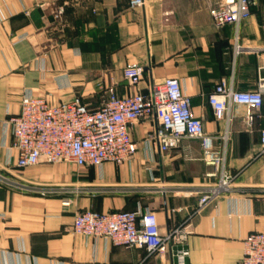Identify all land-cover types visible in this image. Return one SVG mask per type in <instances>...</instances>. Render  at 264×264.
<instances>
[{
  "label": "crops",
  "instance_id": "0c3cea01",
  "mask_svg": "<svg viewBox=\"0 0 264 264\" xmlns=\"http://www.w3.org/2000/svg\"><path fill=\"white\" fill-rule=\"evenodd\" d=\"M223 1L144 0L130 8L129 0H0V174L62 188L42 196L0 185V264H177L181 250L188 252L186 264H240L245 237L264 230V99L247 126L245 106H232L217 121L207 97L221 80L246 92L264 77V0H256L237 25L216 28L209 12ZM131 65L144 69L136 86L122 78ZM163 78L178 79L193 115L212 147L224 150L225 168L235 176L231 189L199 212L198 197L186 192L218 179L208 176L213 168L201 160L202 142L183 139L161 153L148 139L156 127L151 118L130 127L137 149L122 164L16 167L7 120L18 113L22 96L51 104L80 97L96 109L110 91L146 95ZM138 209L155 213L162 234L187 227L186 242L159 255L72 233L79 211Z\"/></svg>",
  "mask_w": 264,
  "mask_h": 264
},
{
  "label": "built area",
  "instance_id": "2783aa9c",
  "mask_svg": "<svg viewBox=\"0 0 264 264\" xmlns=\"http://www.w3.org/2000/svg\"><path fill=\"white\" fill-rule=\"evenodd\" d=\"M144 0H129L130 8L143 6ZM256 0H224L212 8L210 19L216 28L237 25L245 20ZM59 12L54 17H59ZM235 51L240 49L237 37ZM144 69L137 65L127 66L122 78L131 86L142 79ZM264 99V77H260L253 91H235L225 80L217 83L207 101L215 120L228 117L232 106H245L247 126H251L255 112L261 110ZM254 111V112H253ZM155 119L156 127L148 137L161 153L176 149L183 139L202 142L201 160L213 168L208 176H217L216 183L192 187L186 195L198 197L195 213L221 193L231 189L235 178L225 168L224 150L214 149L211 138L203 128L202 121L191 110L190 99L182 93L176 78H163L153 82L148 94L134 91L119 96L110 91L103 103L90 109L80 97L70 101L51 104L45 97L24 95L17 114L7 120L13 136V147L17 151L16 167L25 169L37 165L70 163L77 167H99L105 162L122 164L136 151V142L130 127L142 119ZM228 122V119H227ZM226 139V134L224 135ZM264 157V126L259 133ZM0 185L13 190H22L42 196L54 194L62 188L37 185L12 180L0 174ZM68 206V201H63ZM72 233L103 239L115 246L143 247L148 253L162 255L170 244H183L189 235L187 227L173 229L162 234L157 217L151 210L95 212L84 210L73 217ZM188 252L181 250L177 264H186ZM240 264H264V230L250 233L243 240Z\"/></svg>",
  "mask_w": 264,
  "mask_h": 264
}]
</instances>
